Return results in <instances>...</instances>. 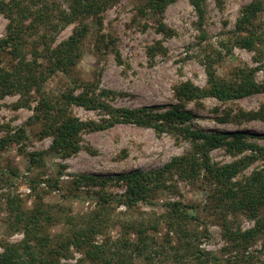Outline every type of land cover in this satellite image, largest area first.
I'll return each mask as SVG.
<instances>
[{
  "label": "trees",
  "instance_id": "trees-1",
  "mask_svg": "<svg viewBox=\"0 0 264 264\" xmlns=\"http://www.w3.org/2000/svg\"><path fill=\"white\" fill-rule=\"evenodd\" d=\"M119 1L0 0V14L7 19L5 34L0 38V96L19 93L18 106L29 107L31 101L36 102L33 116L27 123H39L38 134L52 138L48 151L62 159L79 150L82 132L104 130L116 123L150 127L159 134L176 133L187 140L190 147L155 169H135L123 174L74 175L66 182L63 196L67 197L66 191L79 197L85 188L86 195L94 196L96 200V206L79 219L64 214L62 205L55 207L45 203L43 195L49 190L38 192L32 206L27 208L21 198L7 194L4 200L8 213L4 220L6 231L21 232L23 237L14 243L2 241L0 264H71L61 262V259L70 255L72 247L90 264H264V245L262 259L247 250L259 235L264 234V134H258L255 140L254 136L240 130L194 129L187 125L192 113L184 110L185 102H198L207 96L227 102L264 92V79L261 82L254 79L256 67L235 65L230 76L221 78L211 68L215 60L206 56L209 62L206 66L207 85L202 88L190 81L181 83L175 87L179 103L163 111L157 110L156 106L113 107L106 97L114 92L102 89L97 93V81L78 84L74 78L64 90L55 92L47 89V80L57 71L70 76V71L83 54L85 38L92 27L96 29L92 44L95 53L115 48L114 38L101 29L104 12ZM174 1L138 0L135 11L140 16L155 17L156 31L170 36L174 30L166 26L161 17L165 8ZM189 2L198 19L197 28L202 30L205 0ZM262 10L264 0H253L242 8L237 27L230 37L233 40L231 45L256 49L255 43H260L261 37L255 31L254 23ZM71 23L75 24L72 33L56 43L57 33ZM231 51V48H226V54L234 59ZM217 57H221V52ZM77 88L80 90L76 91ZM73 105L98 110L107 119L100 123L81 121L70 112ZM239 116L264 120V103L258 110H241L234 117L239 120ZM227 119H231L229 112L219 121ZM24 132V127H20L16 135L1 138L0 148ZM215 148H224L229 154L240 156L219 164L210 157ZM46 152H28L29 167L42 166ZM255 162L259 164L249 174L237 179ZM173 175L191 184L201 181L200 186L206 187V202L168 200L164 203L163 212L158 214L124 221L114 217L112 205H123L132 210L137 204H152L159 192L175 190ZM59 176L60 173L49 179L46 187L62 189L63 182ZM40 181L32 180L33 190ZM111 185L123 186L124 190L120 193L111 191L108 189ZM93 187L96 188L91 189ZM62 213L64 217L60 216ZM239 214L255 220L254 226L242 230L235 220ZM207 219L216 221L223 237L241 251L240 254L216 256L200 246L202 239L209 236ZM59 220L67 222L68 230L48 234L46 229ZM112 225L120 228L116 236L107 232ZM161 226L164 227L163 232H160Z\"/></svg>",
  "mask_w": 264,
  "mask_h": 264
},
{
  "label": "rangeland",
  "instance_id": "rangeland-1",
  "mask_svg": "<svg viewBox=\"0 0 264 264\" xmlns=\"http://www.w3.org/2000/svg\"><path fill=\"white\" fill-rule=\"evenodd\" d=\"M253 0H205V19L202 30L197 28V16L189 0H175L170 3L161 17L163 23L174 32L170 36L156 31V18L136 14L135 5L138 0H120L103 14L102 32L109 34L115 40V48L104 53H95L92 49L95 37V27L90 29L85 38V47L78 63L70 71V76L57 71L46 83L47 89L58 92L64 90L74 78L78 84L97 81L96 92L102 89L113 91L106 101L113 107L138 108L156 106L163 111L179 101L175 97V87L186 81L198 87L207 85L206 59L215 60L211 68L221 78L230 76L235 65L244 64L256 67L254 79L261 82L264 79V10L255 20V31L260 35L261 42H256V49H248L231 45L242 8ZM7 19L0 14V38L5 34ZM74 23L66 25L55 37V42L67 38ZM247 28V27H246ZM248 29V28H247ZM246 29V32L248 30ZM244 33V31H243ZM247 34V33H246ZM226 48L232 49V55L226 54ZM221 52V57L217 53ZM77 88L76 91H79ZM20 94L11 93L0 96V139L16 135L20 127H24V135L0 148V253L3 251L2 241L10 243L22 239L21 232H7L4 220L8 213L4 200L7 194L21 198L23 205L31 207L35 196L42 190H49L43 195V201L49 205L64 207V214H70L76 219L96 206L94 196L86 195L83 188L79 197L66 193L67 181L76 174H123L135 169L149 170L163 166L173 157L183 154L189 149L190 143L176 133H157L150 127L133 123H116L104 130L84 131L80 136L79 150L65 159L48 151L52 138L40 136L39 123L29 125L27 122L33 116L35 101L30 106L19 105ZM184 103V110L193 115L187 125L194 129L206 131L240 130L255 137L264 134V120L241 119L234 117L241 110L244 112L258 110L264 103V92L251 96L222 102L215 97ZM70 112L81 121L102 122L106 115L98 110H88L73 105ZM229 112L231 119L220 122L219 119ZM233 118V119H232ZM256 140V139H255ZM259 143L262 140L258 139ZM47 151L42 166H30L26 154L31 151ZM240 155H231L224 148H215L210 152L213 162L228 163ZM259 162L248 166L237 176L249 174ZM15 171L14 174L11 172ZM60 173L62 189H48L46 183ZM32 180H41L35 190ZM176 189L159 192L152 204H137L128 210L123 205H112L113 215L118 220L141 218L163 212L164 203L168 200H183L185 202L205 203L206 187L172 176ZM199 184V185H197ZM208 186V185H207ZM93 187L91 189H95ZM111 191L122 192L123 186L111 185ZM63 216V213L62 215ZM233 220V217L230 216ZM242 230L251 228L255 220L243 215L235 217ZM209 236L202 239L201 247L216 256H235L241 251L232 247L223 237L221 227L214 220L206 221ZM120 225V223H118ZM67 222L59 220L46 232L50 235L66 232ZM164 231L161 226L160 232ZM111 236H116L120 228L116 225L108 228ZM101 240V237H98ZM264 234L259 235L247 248L248 252L263 257ZM246 250V249H245ZM61 262L71 264H90L82 253L71 248L67 258Z\"/></svg>",
  "mask_w": 264,
  "mask_h": 264
}]
</instances>
